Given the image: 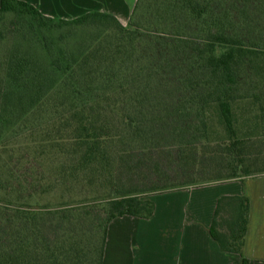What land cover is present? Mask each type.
Segmentation results:
<instances>
[{"label": "trees", "instance_id": "16d2710c", "mask_svg": "<svg viewBox=\"0 0 264 264\" xmlns=\"http://www.w3.org/2000/svg\"><path fill=\"white\" fill-rule=\"evenodd\" d=\"M155 11L163 23L138 24L139 13L134 24L123 25L99 12L55 20L26 2L0 0V13L30 16L35 27H85L91 18L113 23L98 24L93 45L52 64L61 75L33 104L41 111L45 97L53 103L52 117L38 127L39 148L51 151L56 163L41 191L70 192L102 181L107 198L97 223H84L82 215H91L85 208L43 213L18 200V209L4 208L13 213L0 217L7 228L0 230V264H102L108 224L125 215L147 219L154 211L149 198L120 190L134 155L138 160L169 146L179 168L216 162L219 179L254 174L245 151L258 127L253 119L264 120V88L239 91L245 78L264 87V0H159ZM250 98L246 105L258 109L253 116L244 109L247 129L240 133L237 104ZM160 187L166 191H151ZM248 209L246 196L217 200L209 231L222 251L242 255Z\"/></svg>", "mask_w": 264, "mask_h": 264}, {"label": "rangeland", "instance_id": "374dc122", "mask_svg": "<svg viewBox=\"0 0 264 264\" xmlns=\"http://www.w3.org/2000/svg\"><path fill=\"white\" fill-rule=\"evenodd\" d=\"M158 4L159 0H143L135 19H131L130 22L128 20L123 25L134 24L138 20L139 13H143L144 17L138 24L163 23L164 19H159L157 17L159 14L155 11ZM31 24L30 16L0 13V217L13 213L4 208L18 209L19 200L29 201L35 210L43 213L54 210L73 212L85 208L91 215H82L84 223H97L96 216L101 212L107 198L105 197L107 190L98 187L101 186L102 181H96L97 186L88 185L87 181L82 182L78 190L70 192H63L60 189L51 193L41 191L50 186L51 170L56 163L54 158L51 159V151L39 148L42 133L38 132V127L46 124L52 117L49 110L53 103L45 97L41 111L33 104H37L38 98L48 93L55 76L61 75L60 72L55 71L52 64L63 60L70 53H79L93 45L100 32L97 28L98 24L113 23L91 18L86 23L90 24L89 26L78 28L63 25L52 28L35 27ZM17 63L23 66L20 71L16 69ZM244 80L247 81L240 86L239 94H245L244 92L247 91L250 92L249 94L251 92L260 94L264 88L254 84L248 85V78ZM251 101V98L239 100L237 104V108L241 107L237 111L241 121L240 133L247 129L246 126L241 125L244 122L241 118L244 109L248 106L246 104ZM247 108L252 112V116L258 109L256 105ZM258 117L256 120L253 119L252 127L255 122L258 124L254 132L255 136L250 139L252 143L245 151L247 160L245 165L253 170L254 174L245 177L264 174V129L262 128L264 120L260 115ZM216 130L222 133L221 127L216 126ZM151 153L138 160L137 155L133 156L136 161L121 179V192L150 199L156 194L172 189H188L229 181L216 178L218 170L216 162L207 164L203 169L197 167L191 170L189 166L180 168L176 166L172 147L168 146ZM26 179L34 181L35 187L27 188ZM152 186H166V191H163L165 187L151 191ZM1 229L2 231L7 229L6 225H1Z\"/></svg>", "mask_w": 264, "mask_h": 264}, {"label": "crops", "instance_id": "0c3cea01", "mask_svg": "<svg viewBox=\"0 0 264 264\" xmlns=\"http://www.w3.org/2000/svg\"><path fill=\"white\" fill-rule=\"evenodd\" d=\"M52 19L99 12L128 22L137 0H20ZM246 196L248 223L242 255L222 251L210 235L217 200ZM151 217L121 216L107 228L102 264H264V174L150 198Z\"/></svg>", "mask_w": 264, "mask_h": 264}]
</instances>
